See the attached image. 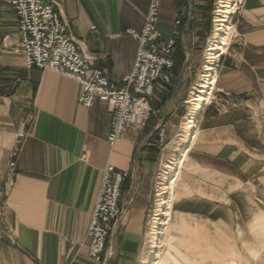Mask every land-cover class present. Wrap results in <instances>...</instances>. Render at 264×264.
<instances>
[{"label": "crops", "instance_id": "1", "mask_svg": "<svg viewBox=\"0 0 264 264\" xmlns=\"http://www.w3.org/2000/svg\"><path fill=\"white\" fill-rule=\"evenodd\" d=\"M158 1L156 29L177 40L190 0ZM56 2L94 69L112 82L131 73L138 45L127 30L142 31L152 0ZM229 19L215 87L172 179L167 261L160 251L154 264H264V0H241ZM18 40V19L0 0V202L13 229V240L0 241V264H96L86 232L108 165L128 177L103 263L144 264L164 163L159 133L171 141L182 118L173 87L158 86L147 126L110 146L109 105L81 107V86L28 69L10 47Z\"/></svg>", "mask_w": 264, "mask_h": 264}, {"label": "built area", "instance_id": "2", "mask_svg": "<svg viewBox=\"0 0 264 264\" xmlns=\"http://www.w3.org/2000/svg\"><path fill=\"white\" fill-rule=\"evenodd\" d=\"M152 1L142 31L127 30L138 45L134 68L120 82H112L103 71L94 69L93 60L80 51L69 24L61 18L60 4L56 0H8L18 19L19 33V40L11 42L10 47L24 54L28 69H48L76 81L82 90L78 104L84 109L92 107L95 101L109 105L112 118L108 136L110 146L130 127L144 129L147 126L153 114L151 100L157 87L171 85L174 77L176 37H161L156 29L159 1ZM240 3L235 5L232 13L238 10ZM179 24L180 20H177L176 26ZM158 143L166 148L163 131L159 133ZM161 170L154 186L155 195ZM102 176L100 194L86 232L88 255L96 264H104L109 233L122 218L118 203L122 185L128 177L126 172L111 165L105 167ZM0 226V241L5 235L13 240V229L6 221L3 201L0 202Z\"/></svg>", "mask_w": 264, "mask_h": 264}, {"label": "rangeland", "instance_id": "3", "mask_svg": "<svg viewBox=\"0 0 264 264\" xmlns=\"http://www.w3.org/2000/svg\"><path fill=\"white\" fill-rule=\"evenodd\" d=\"M241 0H232L231 4V12L235 9V5L238 6ZM221 0H190L187 7L183 8V12L180 18V35L177 37L176 43L180 44L184 53V60L179 65H175L174 67V78L170 87H173L175 91V96L177 101L180 102V115L182 118H179V122L177 124L176 133L173 136V139L166 143V148L164 151V163L161 167V176L159 183L157 185L156 195L154 194L153 198V206L148 215V230L150 229L155 221V215L157 211L161 210L160 208V199L162 195H160V183L163 180V174L165 172V165L171 164L174 162L175 151L178 146L188 133L187 131V123H188V114L191 110V98L197 91V85L200 83L201 75L204 73V66L207 64V49L210 46L211 38L214 34L215 30V19L217 16V10ZM232 14V13H231ZM230 14V15H231ZM229 15V17H230ZM230 20V19H229ZM230 22L227 23L226 34L223 36V42L225 45H222L220 53L225 49L227 44V35L229 34L231 28H229ZM219 53V54H220ZM219 57V56H218ZM218 59V58H217ZM216 60V59H215ZM213 63V68H215L216 61ZM214 78L211 81V85L213 83ZM209 85V86H211ZM211 89V87H210ZM209 89V90H210ZM208 90V92H209ZM206 94V99H207ZM205 103V102H204ZM203 103V104H204ZM192 134V132H191ZM172 185V180L167 186ZM167 191V190H166ZM166 200L170 203L171 196L165 195ZM155 201V202H154ZM168 203V204H169ZM163 218V217H162ZM164 219V218H163ZM160 233V247L159 250L161 260L167 261L168 247H167V238H168V223L165 225H161L159 227ZM148 239V238H147ZM150 241V238H149ZM148 241V245H149ZM158 250V249H157ZM159 254L153 258L152 262L158 263L157 257ZM177 264H181L178 258ZM142 263V262H141Z\"/></svg>", "mask_w": 264, "mask_h": 264}, {"label": "bare ground", "instance_id": "4", "mask_svg": "<svg viewBox=\"0 0 264 264\" xmlns=\"http://www.w3.org/2000/svg\"><path fill=\"white\" fill-rule=\"evenodd\" d=\"M230 2H232V0H221L220 2V6L219 9L217 10V16L215 19V30H214V34L211 38V44L209 46V48L207 49V64L204 66L203 69V74L201 75V80L200 83L197 85V91L195 92V94L192 96L191 98V110L190 113L188 114V123H187V131L188 133L186 134V136L184 137V139L182 140V142L180 144H178L176 151H175V158H174V162L171 164H167L165 165V172H164V176H163V180L160 183V195H162L161 199H160V208L161 210L157 211V214L155 215V221L151 227V231H150V241H149V254H148V258L144 261V264H154L152 262L153 258L156 257L160 250L159 248H161L160 245V233H159V227L163 224H167V216H168V212H169V208H170V204H168L169 202L166 200V194L169 196H172V189L171 186L169 184V186H167L168 183H170V181L173 179L174 177V173L177 169L178 164L180 163V159L182 157V155L184 154V151L187 148V144L189 142V139L191 138V132H193V128H194V122L196 119V115L197 113L200 111V109L202 108V105H204L209 97H210V92L213 88V85L215 83V79H216V74L214 73V68H213V63H215L214 61L217 60V58H219V53L220 50L222 48V45H225V42H223V36L226 34V26L227 23L229 21V15L232 13L231 12V4ZM234 10V9H233ZM232 10V11H233ZM233 14V13H232ZM231 16V15H230ZM216 59V60H215ZM214 82L211 85V81L214 78ZM211 85V86H209ZM211 87V89H210ZM210 89V90H209ZM209 90V92H208ZM207 95V99H206V94ZM205 102V103H204ZM204 103V104H203ZM159 183V181H158ZM158 185V184H157ZM157 189V187H156ZM167 190V191H166ZM157 192V191H156ZM164 219H163V218ZM158 249V250H157Z\"/></svg>", "mask_w": 264, "mask_h": 264}, {"label": "trees", "instance_id": "5", "mask_svg": "<svg viewBox=\"0 0 264 264\" xmlns=\"http://www.w3.org/2000/svg\"><path fill=\"white\" fill-rule=\"evenodd\" d=\"M180 44L176 43V47H175V52H174V58H175V65H179L180 63L183 62L184 60V53H183V49L181 46H179Z\"/></svg>", "mask_w": 264, "mask_h": 264}]
</instances>
